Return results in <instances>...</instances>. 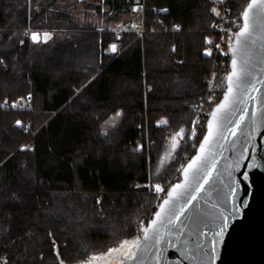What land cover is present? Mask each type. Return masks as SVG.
Masks as SVG:
<instances>
[{
  "label": "trees",
  "instance_id": "16d2710c",
  "mask_svg": "<svg viewBox=\"0 0 264 264\" xmlns=\"http://www.w3.org/2000/svg\"><path fill=\"white\" fill-rule=\"evenodd\" d=\"M249 1L226 0L230 15ZM216 3L147 0L149 24L181 32L148 35L115 58L113 35L97 29L137 21L140 0H0V101L31 105L0 106L6 264H113L127 251L155 213L136 184L168 180L153 181L156 152L179 162L205 92ZM27 29L53 38L35 44Z\"/></svg>",
  "mask_w": 264,
  "mask_h": 264
},
{
  "label": "water",
  "instance_id": "95a60500",
  "mask_svg": "<svg viewBox=\"0 0 264 264\" xmlns=\"http://www.w3.org/2000/svg\"><path fill=\"white\" fill-rule=\"evenodd\" d=\"M52 38L31 35L35 44ZM230 56L196 155L113 264H264V0L249 1Z\"/></svg>",
  "mask_w": 264,
  "mask_h": 264
},
{
  "label": "built area",
  "instance_id": "2783aa9c",
  "mask_svg": "<svg viewBox=\"0 0 264 264\" xmlns=\"http://www.w3.org/2000/svg\"><path fill=\"white\" fill-rule=\"evenodd\" d=\"M147 0H140V4L136 9L138 20L134 22H120L106 30L103 27H98L97 32L101 34L109 33L115 39L116 55L115 58L122 55L126 49L136 41H144L148 35L161 33H179L182 30L181 25L177 24L173 27L165 25L158 26L160 19H155L153 24L147 22ZM156 13H164L163 9L151 8ZM215 13L217 21L211 27L212 39L208 42L206 55L210 59L211 66L207 77L205 78V92L193 104L194 118L191 123L189 133L181 155V160L173 177H170L159 189H155L150 182L148 185L141 183L136 184L137 189L146 188L149 193L155 198V212L166 198L168 191L178 182L181 181L182 171L185 165L190 162L196 155L197 149L203 139L209 119L214 108L220 102L229 80L231 73L232 58L230 56L231 47L236 33L242 26V15L240 17H232L228 11L226 0H217L215 5ZM32 31L27 29L24 31L25 36H31ZM148 90L149 88L146 87ZM2 108H11L15 111H29L31 105L23 100L0 101ZM31 122L26 121L22 124L24 131H29ZM27 149L32 148V145H23ZM0 264H6L4 259L0 258Z\"/></svg>",
  "mask_w": 264,
  "mask_h": 264
},
{
  "label": "rangeland",
  "instance_id": "374dc122",
  "mask_svg": "<svg viewBox=\"0 0 264 264\" xmlns=\"http://www.w3.org/2000/svg\"><path fill=\"white\" fill-rule=\"evenodd\" d=\"M151 145H152V143H150V142L147 143V146L150 147ZM155 156H156V163L154 166L151 167V173H152L153 181L156 182L158 180L157 178L160 176H163V175L165 178L168 177V179L170 177H173L174 176L173 174L175 173L176 169H178V165L180 163L181 157L179 159V162H174V163H171L169 166H166V165L164 166V165H160L159 162L157 161L160 154L156 152ZM157 172H159V175L156 174ZM154 200H155V198H154ZM154 203H155V201H154ZM141 229L144 230L145 228L142 227ZM143 230H142V232H143ZM110 261L112 262L111 259L109 260V262Z\"/></svg>",
  "mask_w": 264,
  "mask_h": 264
},
{
  "label": "flooded vegetation",
  "instance_id": "af4514ba",
  "mask_svg": "<svg viewBox=\"0 0 264 264\" xmlns=\"http://www.w3.org/2000/svg\"><path fill=\"white\" fill-rule=\"evenodd\" d=\"M169 154L170 152H168V154L163 159H161V161L159 162L160 165L169 166L171 164V162L168 161ZM176 156H178V153L176 154ZM156 174L159 175V172H157Z\"/></svg>",
  "mask_w": 264,
  "mask_h": 264
}]
</instances>
